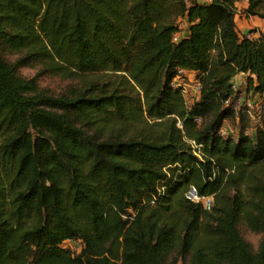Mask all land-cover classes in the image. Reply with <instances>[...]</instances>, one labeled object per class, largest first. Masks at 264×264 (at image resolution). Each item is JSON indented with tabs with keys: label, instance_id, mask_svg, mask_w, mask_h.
Returning <instances> with one entry per match:
<instances>
[{
	"label": "trees",
	"instance_id": "1",
	"mask_svg": "<svg viewBox=\"0 0 264 264\" xmlns=\"http://www.w3.org/2000/svg\"><path fill=\"white\" fill-rule=\"evenodd\" d=\"M239 1L0 0V264H264V117L225 103L240 74L264 93Z\"/></svg>",
	"mask_w": 264,
	"mask_h": 264
},
{
	"label": "built area",
	"instance_id": "2",
	"mask_svg": "<svg viewBox=\"0 0 264 264\" xmlns=\"http://www.w3.org/2000/svg\"><path fill=\"white\" fill-rule=\"evenodd\" d=\"M199 3H210L213 0H196ZM187 23L185 20L178 21V30L173 34V41H179L186 32ZM250 37V35H248ZM187 75L185 77L184 75ZM174 86L180 88L184 94L185 102L190 105L196 98L199 97L201 84L193 73H185L183 70L174 78ZM233 96L226 100V105H234L237 111L245 113L252 120H259L264 117V93L256 91L251 86L247 77L241 79H234L232 82ZM197 121L201 122L200 118ZM182 127V123H178ZM248 132V130H246ZM225 134L226 131L222 130ZM187 197L194 201H202L206 209L211 208L212 197L201 196L198 194L196 188L191 186L187 192Z\"/></svg>",
	"mask_w": 264,
	"mask_h": 264
},
{
	"label": "rangeland",
	"instance_id": "3",
	"mask_svg": "<svg viewBox=\"0 0 264 264\" xmlns=\"http://www.w3.org/2000/svg\"><path fill=\"white\" fill-rule=\"evenodd\" d=\"M19 71H20V74L25 77H33L36 74V69L29 68V67H22L20 68ZM38 81H39V85L41 88L49 91L52 94L61 93L62 91H64V89L69 84L68 80H63L59 77L49 76V75L39 77ZM240 231L243 237L252 245L253 249L257 250L259 247L262 235L259 233L252 232L244 223L240 224ZM66 245L75 249L76 247L79 246V243L78 242H67ZM174 255L175 254H172L171 257ZM179 264H182V262H180Z\"/></svg>",
	"mask_w": 264,
	"mask_h": 264
},
{
	"label": "crops",
	"instance_id": "4",
	"mask_svg": "<svg viewBox=\"0 0 264 264\" xmlns=\"http://www.w3.org/2000/svg\"><path fill=\"white\" fill-rule=\"evenodd\" d=\"M248 6V1L247 0H242L239 1L237 3V7H238V13H237V24H238V28L240 33L242 34H247L250 36H258V32L256 33H249V31L251 29H257V30H264V19H261L257 16H250L247 17L243 11L245 10V8ZM243 77H247L246 74H240L236 77V79H241Z\"/></svg>",
	"mask_w": 264,
	"mask_h": 264
}]
</instances>
